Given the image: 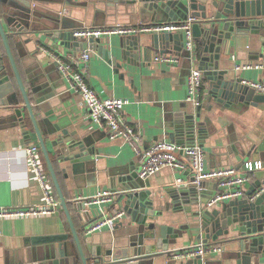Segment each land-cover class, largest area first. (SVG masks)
<instances>
[{
  "label": "crops",
  "instance_id": "obj_1",
  "mask_svg": "<svg viewBox=\"0 0 264 264\" xmlns=\"http://www.w3.org/2000/svg\"><path fill=\"white\" fill-rule=\"evenodd\" d=\"M9 1L15 5L22 4V0H0V16L4 22L3 16L8 8L13 9ZM197 1L208 3L210 0ZM90 2L91 0H34L32 5L35 12L32 18L39 25V30L55 25L53 18L63 13H68V20L73 24L84 23L91 13L89 16L93 23L91 26L97 27L116 24L134 25L152 21V11L145 6V1L96 0L89 11ZM163 18L159 17V19ZM5 26L7 27L6 22ZM9 32L15 31L9 28ZM151 34L148 32L137 34L141 40L145 41L148 48L142 51L134 61H122V68H117L109 62L98 49L88 47L91 50L87 75L90 85L102 98L114 96L129 99L124 106L123 115L141 133V147H148L160 139H168L165 124L170 113L182 110L194 113L196 108L201 106L198 120L204 125L202 133L196 136V144H200V138L203 139L204 143L200 145L205 149L207 169L229 166L242 169L244 164L241 167L236 165L247 157V161L260 160L264 164V103L239 101L222 105L209 101L207 98L209 79L205 70L200 68L203 72V99L199 105L195 104L188 98V77L191 70L199 68V65L191 62L184 54L173 50L172 43L170 51L160 52V48L151 46L149 41ZM38 35L43 42L29 40L30 34L27 33L22 36L14 33L10 39L12 50L31 98L35 118L46 139L63 193L71 207L74 224L83 247L87 254H90L93 243L98 245L104 240L114 238L118 243L126 244L128 233L134 231V226L129 224L131 217L126 213L118 218L112 227L106 225L92 233H87L84 225L91 219L101 218L103 212L114 213L122 210L115 202L118 183L112 184V175L117 177L127 171L130 166H140L141 159L124 138H110L106 127L100 126L90 117L81 95L70 89L68 80L61 72L58 73L56 70L55 74L59 77H55V80L49 79L46 75V86H38L37 80L41 75L39 76L36 71L42 64L49 66V63L54 61L50 53L42 50V47L51 51L65 53L71 51L77 54L83 50H72L61 46L44 33L38 32ZM126 36L128 35L113 33L98 38L107 49L120 58ZM171 40L174 39L171 38ZM0 49V68L5 69L7 73L4 86H12L17 92L27 127V131H24L21 123L7 119L10 111L6 106V97L0 94L5 101L4 104H0V207L42 206L45 203L44 193L25 155L27 146L32 144L40 146V142L30 113L23 107V96L1 37ZM162 53L178 54L180 60L175 64L156 61L155 56ZM263 59L264 44L259 36L244 35L238 38L234 45L228 46L227 52L220 60V67L228 69L231 76H237L240 80L244 77L248 80L264 81V69L248 68L242 72L235 69L236 64ZM64 129L67 131L66 134L63 133ZM70 136L80 139L89 137L93 143L92 148L95 152L91 174L84 173L83 177L74 178L71 171L69 176H66L62 170L66 162H60V149L58 145H53L52 141L70 138ZM39 153L41 162L50 175L41 146ZM178 155L181 159H186L182 153ZM191 172L190 168L180 170L166 166L149 177L150 189L156 193L155 209L160 212L156 216L159 226L173 225L177 228L190 221L191 217L185 211L173 210V206L169 207L166 202L170 200L169 190L186 184L184 182L192 177ZM50 178L52 180L51 175ZM178 178H182L184 182H178ZM258 179L264 180V165L256 171L255 178L247 183L244 196ZM208 181H211L209 182L211 187L213 180ZM53 185L54 183H51L52 191L56 192L60 201ZM77 185L81 187L78 188ZM105 188L115 191L112 201L92 204L93 216L77 211L75 206L84 204V199L94 196L99 190ZM220 239L222 238L209 239L206 243L219 245L222 250L205 256V264H238V257L234 251L236 247H227L224 242H220ZM65 241L71 251L79 256L70 223L61 204L57 211L48 215L0 218V264H49L47 261H42L44 254H49L52 247L63 245ZM171 241H175V246L170 248L167 255L158 259L159 264H167L171 259H175L177 264L180 261H187L191 258H176L173 256L174 251L201 244L187 234ZM145 242L153 243L154 240ZM250 264H264V253L253 258Z\"/></svg>",
  "mask_w": 264,
  "mask_h": 264
},
{
  "label": "water",
  "instance_id": "obj_2",
  "mask_svg": "<svg viewBox=\"0 0 264 264\" xmlns=\"http://www.w3.org/2000/svg\"><path fill=\"white\" fill-rule=\"evenodd\" d=\"M95 1L91 0L89 3V11L93 8ZM138 1H145V6L152 11V21L150 22L184 19L188 15L199 17V21L193 24L196 42L192 52L184 49L183 33L181 32H154L149 41L151 46L160 48V52L170 51L172 43L173 50L184 54L191 62H196L199 68L205 70L209 79L207 97L209 101L222 105L239 101L264 103V92H256L254 89L244 86L240 78L231 76L228 69L220 67V60L227 52L228 46L234 45L241 36L258 35L264 44V0H210L208 3L197 0ZM33 2L34 0H22V4L15 5L9 1V5L12 4L13 9L9 7L3 16L7 27L0 16V37L23 96V107L27 108L30 113L50 175L60 198V204L67 215L79 251L78 256L71 251L65 241L63 245L52 247L49 254H44L42 261H47L49 264H159L158 259L167 255L170 248L175 246V241H171V239L177 240L186 234L195 238L199 243H208L209 239L222 238L220 242H224L227 247H236L234 251L238 257V264H250L253 258L264 253V190L251 199V196L261 186L262 179L253 183L246 196L230 199L212 208L207 206V202L218 189L215 180L211 187H209L211 181L208 180H203L200 188L195 183L172 187L169 190L170 200L166 204L169 207L172 205L173 210L185 211L191 217L186 225L175 228L173 225H158L156 216L160 212L155 209L156 193L150 189V178H142L139 174L140 166L135 165L130 166L127 171L117 177L112 175L111 180L112 184L118 183L115 202L120 206L117 207L131 217L129 224L134 226V231L128 233L126 244L118 243L114 238L113 240H104L98 245L93 243L90 254H87L74 224L71 207L63 193L46 139L35 118L31 98L16 63L10 39L14 33L19 36L27 33L30 34L29 40L43 42L38 35V32H41L56 40L59 45L72 50L88 47L98 49L99 53L117 68L123 67L122 61L124 60L134 61L148 47L139 35H128L123 44L122 56L119 58L107 49L98 37L75 39L72 35L74 29L93 25L89 17L91 13L84 23L76 24L68 20V13H63V15L53 18L55 25L39 30V25L32 18L35 12ZM159 17L164 18L159 19ZM147 22L149 21L143 23ZM9 28L15 32H9ZM171 38L174 40L172 41ZM49 64V66L42 64L36 71L39 76L41 75L37 80L39 81L38 86H46V75L51 80L59 77L55 74L56 70L60 73L58 62L53 61ZM4 70L0 68V94L6 97V106L10 111L7 119L18 121L24 131H27L17 92L12 86H4L7 80V78L5 79L7 73ZM4 103L5 101L2 104ZM200 110L201 106H198L194 113H187L186 110L170 113L165 124L168 140L185 146L195 145L196 136L202 133L204 125L198 120ZM63 133L66 134L67 131L64 129ZM52 143L58 145L60 149V162H66L62 168L66 176H69L70 171L74 178L83 177L84 173L91 174L95 149L92 148L93 143L89 137L80 139L70 136V138L54 139ZM199 143L203 145V139L200 138ZM247 158L236 166L241 167L248 160ZM77 187L81 186L77 185ZM75 208L78 212L93 216L91 205L82 204ZM92 220L85 223V231ZM146 240H154V242L147 244ZM205 262L204 257L196 256L187 261H180L178 264H205ZM167 264H177V261L171 259Z\"/></svg>",
  "mask_w": 264,
  "mask_h": 264
},
{
  "label": "built area",
  "instance_id": "obj_3",
  "mask_svg": "<svg viewBox=\"0 0 264 264\" xmlns=\"http://www.w3.org/2000/svg\"><path fill=\"white\" fill-rule=\"evenodd\" d=\"M199 21V17L188 15L184 19L149 22L140 24H116L112 26H83L73 30L72 35L75 39H88L90 37H100L113 33L121 35H137L141 33H158V32H181L183 33L184 48L187 51H193L195 48V37L193 34V24ZM50 53L51 59L57 61L59 70L68 80L70 89L79 93L83 103L89 111L90 117L100 126L107 129L110 138L122 137L134 149L140 157L139 174L142 178L150 177L166 166L175 169L184 170L190 168L192 177L187 182L178 178V182L195 183L199 188L203 180H215L218 189L213 193L207 202V206L215 207L230 199L243 197L247 183L255 178L257 170L263 168V162L247 161L242 169L233 166L207 169L205 166V149L200 144L185 146L168 139L154 141L148 147H141V133L131 124L123 115V109L128 98L124 97H106L102 98L96 90L90 85L87 75L89 72V62L91 50L83 49L79 54L74 52H56L46 47L41 48ZM156 61H164L169 64L179 62L178 54H158L154 58ZM248 68L264 69V59L257 62H242L235 65L238 72ZM203 72L200 68H193L188 77V98L199 105L203 99L202 93ZM242 84L256 92H264V81L248 80L241 78ZM3 99L0 97V104ZM40 146L32 144L25 148V155L30 161L31 167L36 173L37 179L42 187L45 203L42 206L31 205L28 207H0V218L5 217H25L52 214L60 207V201L52 191L50 179L40 159ZM182 153L186 159L179 157ZM264 190V180L261 186L251 196L254 199ZM115 191L111 189H101L94 196L84 199V204H101L113 200ZM83 200V199H82ZM125 212L117 210L116 212H103L101 218L91 222L87 228V233L100 230L106 225L112 227L115 221ZM222 247L219 245H208L201 243L198 246L174 251L173 256L176 258H194L196 256L205 257L212 252H219Z\"/></svg>",
  "mask_w": 264,
  "mask_h": 264
},
{
  "label": "trees",
  "instance_id": "obj_4",
  "mask_svg": "<svg viewBox=\"0 0 264 264\" xmlns=\"http://www.w3.org/2000/svg\"><path fill=\"white\" fill-rule=\"evenodd\" d=\"M48 172V171H47ZM48 176H49V178H50V175H49V173H48ZM50 180H51V178H50ZM51 183L53 184V182H52V180H51ZM53 187H54V185H53ZM56 191V190H55ZM55 194V196L57 197V194H56V192L54 193ZM70 201V200H69Z\"/></svg>",
  "mask_w": 264,
  "mask_h": 264
}]
</instances>
